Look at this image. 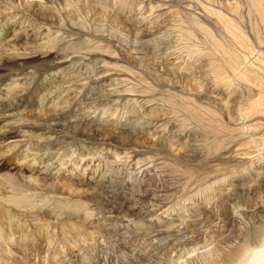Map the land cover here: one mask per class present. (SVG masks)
Returning <instances> with one entry per match:
<instances>
[{
	"label": "rangeland",
	"instance_id": "374dc122",
	"mask_svg": "<svg viewBox=\"0 0 264 264\" xmlns=\"http://www.w3.org/2000/svg\"><path fill=\"white\" fill-rule=\"evenodd\" d=\"M261 223L264 0H0V264H212Z\"/></svg>",
	"mask_w": 264,
	"mask_h": 264
},
{
	"label": "bare ground",
	"instance_id": "6f19581e",
	"mask_svg": "<svg viewBox=\"0 0 264 264\" xmlns=\"http://www.w3.org/2000/svg\"><path fill=\"white\" fill-rule=\"evenodd\" d=\"M212 264H264V223L239 237L236 245Z\"/></svg>",
	"mask_w": 264,
	"mask_h": 264
}]
</instances>
